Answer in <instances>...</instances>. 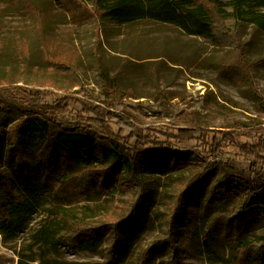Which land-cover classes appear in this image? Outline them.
Wrapping results in <instances>:
<instances>
[{"label": "rangeland", "instance_id": "374dc122", "mask_svg": "<svg viewBox=\"0 0 264 264\" xmlns=\"http://www.w3.org/2000/svg\"><path fill=\"white\" fill-rule=\"evenodd\" d=\"M78 11L54 0H0V90L23 105L31 101L27 105L31 113L70 127H92L104 138L120 142L124 154L136 159L137 179L147 190L146 213L133 229L135 243L125 242L117 264H170L167 249L155 247L166 242L168 223L182 193L201 177L206 187L199 193L193 221L199 234L192 235L183 261L235 264L233 242L223 236L227 216L242 202L235 191L264 183V34L250 23L242 28L250 76L238 83L222 68L227 45L148 20L122 26L99 18L78 19ZM235 22L228 15L222 28L236 32ZM98 39L104 68L115 80L112 89L96 83ZM46 45L77 58L71 75L46 67ZM38 101L40 107H33ZM23 118L6 115L2 125L7 135L0 139V168L14 174L18 159L11 136ZM207 132L217 137L211 145L200 137ZM24 150L37 169L30 146ZM152 150L187 164L163 171L141 164V152ZM84 171L66 166L53 173L48 184L42 176L38 210L26 229L12 240L0 234V264H94L111 259L110 233L89 251L73 246L53 249L35 240L45 227L61 235L77 231L79 225L110 227L109 222L122 218L139 194L124 167L108 192L99 193L84 180ZM222 183L228 185L227 191L220 188ZM263 235L264 219H255L245 226L242 237L258 240ZM249 264L257 262L251 259Z\"/></svg>", "mask_w": 264, "mask_h": 264}, {"label": "trees", "instance_id": "16d2710c", "mask_svg": "<svg viewBox=\"0 0 264 264\" xmlns=\"http://www.w3.org/2000/svg\"><path fill=\"white\" fill-rule=\"evenodd\" d=\"M54 1L60 6L79 10L78 19L99 18L122 26L148 20L173 26L188 36L206 37L211 39L215 45H227L230 49L224 57L222 68L238 83L250 76L245 64L248 46L240 38L242 28L250 23L256 30L264 34V0ZM90 3L92 7L89 6ZM228 7L233 9L231 13L227 11ZM228 15L233 16L236 20V32L222 28L223 21ZM96 42L97 45L94 48L97 64L95 68L96 83L101 88L110 85L112 89L115 87V80L110 79L104 68L100 51L102 41L98 39ZM66 53L67 51L64 49L52 50V47L46 45L43 62L47 68L53 71L63 69L71 75V67L77 58L69 57L70 54ZM252 84L251 81V89H253ZM8 95L10 94L0 90V139L7 135L2 130L3 119L6 115L17 114L24 118L11 136L13 150L18 159V169L14 174L0 168V234L6 239L12 240L26 229L25 227L38 210L41 188L43 187L42 176H45V181L48 184L49 177L53 173H57V170L59 173L66 166H80L85 170L84 180L92 183L94 193H99L103 191L102 189L108 192L117 179L118 170L124 167L128 176L133 179L131 182L139 188V194L122 218L110 221L108 224L110 227L88 228L79 225L77 231L67 235H61L56 230L45 227L35 235L36 243L53 249H58L61 246H73L76 249L89 251L102 245V242L109 238L107 235L110 233L109 236L112 239L111 259L94 264H117V255L125 248V242L128 243V246L135 243L137 236L132 233L133 229L146 213L147 190L142 181L137 179L138 163L136 159L124 154L120 142L104 138L92 127H70L55 119L45 118L35 112L31 113L27 106L32 103L31 101L23 105L22 102L12 100ZM121 96L119 98H123V95ZM39 102L41 101L33 103L32 106L40 107ZM209 134L212 133H203L200 137L211 145L217 140V137L214 135L212 137ZM26 144L30 146L37 159V169L28 161L29 155L24 150ZM141 153V164L157 171L181 167L186 163L180 159L163 157L161 152L156 150ZM90 171H94V174L91 175ZM64 180L67 181L66 178ZM204 184L201 177L182 193L173 216L169 220L170 223H168L166 242L155 247L158 251L167 249L170 264H187L183 259L189 254L188 249L192 243V235L199 234L193 221L198 210L199 193L203 192L206 187ZM247 184L250 183L247 182ZM75 185L83 186V184ZM220 188L227 191L229 187L222 183ZM247 189L248 191L245 193L244 191ZM235 193L241 194L242 202H239L227 216L223 234L227 240L233 242L231 249L234 254V263L249 264L250 260L254 259L257 264H264V235L258 240L242 237L248 222L264 219V183L256 185L252 183L244 190L240 189ZM205 245L210 246L208 240ZM19 264L25 263L20 261Z\"/></svg>", "mask_w": 264, "mask_h": 264}]
</instances>
